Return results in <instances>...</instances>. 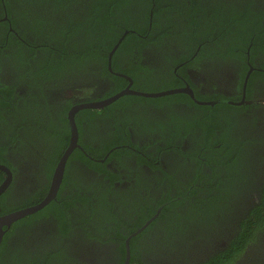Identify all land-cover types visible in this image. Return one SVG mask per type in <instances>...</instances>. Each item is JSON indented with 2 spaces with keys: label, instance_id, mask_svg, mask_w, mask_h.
Wrapping results in <instances>:
<instances>
[{
  "label": "trees",
  "instance_id": "1",
  "mask_svg": "<svg viewBox=\"0 0 264 264\" xmlns=\"http://www.w3.org/2000/svg\"><path fill=\"white\" fill-rule=\"evenodd\" d=\"M4 3L14 30L8 31V39L2 36L0 40V63L10 67L14 81H0V118L4 121L3 112L11 113L17 117L12 126L24 130L19 133L15 127L11 129V134H6V143H0V150L17 141L23 146L32 143L37 149L42 147L41 152L50 159L49 180L62 153L57 155L60 146L69 141L66 113L72 98L61 99L56 105L47 103L46 98L55 95L65 86L64 82L71 85L79 80L93 83L95 87L100 82L106 83L100 89L102 95L82 101L88 102L124 89L128 80L120 73L132 79V89L156 92L184 85L180 78L188 79L190 66L202 68L205 63L217 66L221 60L226 65L239 66L235 83L241 90L250 65L254 67L247 79L243 104L218 101L201 105L183 92L159 97L129 94L100 109L77 111L74 119L79 139L82 122L88 120L87 127L93 126L92 142L104 132L96 124L105 122L113 138L103 148L119 146L109 158L117 157L119 166L125 168V158L133 156L136 164H146L162 172V176H155L156 193L146 194L147 188H144L145 193L137 197L139 200H126L124 213L122 208L115 213L104 210L105 196L100 200L96 193L88 195L85 183L74 179L73 192L62 194L61 186L54 199L23 218L24 221L53 218L59 231L57 235L61 237L71 232L73 238L117 242L119 264H123L127 235L143 226L165 203L149 225L130 239L129 264H141L137 241L156 225L157 245L165 246L163 256L170 254L173 242L177 249L188 242L192 232L195 236L209 230L216 234L229 227L231 236L226 246L200 264L236 263L255 245L258 259L264 245L259 243L264 238V116L261 111L264 105L259 100L254 102L252 88L255 82L264 80V0H4ZM118 40L110 56L109 69V51ZM172 46L179 51H174ZM144 49L155 57L144 60ZM143 77L146 80H141ZM188 83L198 101L225 99L237 103L242 98L241 93L236 97L202 93L201 86L194 85L190 79ZM21 84L26 88L24 94L16 90ZM53 88L56 89L51 91ZM151 107L158 112L155 109L151 112ZM117 110L123 111L121 117H117ZM133 116L137 120L133 121ZM12 121L5 119L7 128ZM129 125L141 127L142 132L149 133L151 141L140 148L131 143ZM185 137L188 149L182 147L181 140ZM48 147L50 150L46 152ZM98 151L100 155L96 156ZM104 152L93 149V156L100 158ZM84 156L78 149L73 151L62 185L70 177L69 171L80 169L79 165L72 164V159L93 166L94 161ZM161 159L164 163H155ZM101 171L111 180L120 178L113 170ZM48 186L49 182L40 189L44 194L36 195L40 197L36 201L45 196ZM70 208H74L76 216L70 213ZM125 217L127 222L123 221ZM110 221L116 226L122 221L126 231L111 224L107 227ZM103 228L108 234L113 232L111 237H100L103 234L99 231ZM54 248L33 252L27 264H80L71 252L73 248ZM15 254V258L24 255L19 250ZM257 264H264V250Z\"/></svg>",
  "mask_w": 264,
  "mask_h": 264
},
{
  "label": "flooded vegetation",
  "instance_id": "2",
  "mask_svg": "<svg viewBox=\"0 0 264 264\" xmlns=\"http://www.w3.org/2000/svg\"><path fill=\"white\" fill-rule=\"evenodd\" d=\"M0 14H2V16H0V40H2L3 37L5 39H8L9 36L8 31H13L14 28H12L11 22L9 20L10 18L6 11L4 0H0ZM17 26H19V23L17 24ZM171 48L176 52L179 51L178 47L172 46ZM7 49L3 48L5 52L8 51ZM246 53L248 54V49ZM142 54L144 55L143 58L144 60L150 61L148 60V58L152 57L150 50L144 49L142 50ZM154 57L155 54L152 57V59ZM254 63H256V61H254ZM237 69H239L238 65H234V64L226 65L222 63L220 60L217 66H211L210 64L207 63H205L202 68L201 67L199 68L198 66L195 65L190 66L187 70V74H188V79H190V81L194 85L201 86L199 88V91L202 93L216 92V94H221L224 97H234V96L236 97L240 93L243 96L242 87L240 90L237 87V84L235 83V73ZM253 69L254 67L250 65V68L248 69L247 73L249 72V70L251 73ZM247 73L245 74V76L247 75ZM115 74L118 75V73ZM180 79L182 80V82H184V85L172 89L182 88L185 87L186 85L190 86V83H188V79L186 77L182 76ZM141 80H146V78L143 77L141 78ZM0 81L10 82V83L14 81V74L12 73L10 67L7 66L6 63L4 64L0 63ZM82 82L76 80L71 85L68 82H64L63 84L65 86L61 87V89L58 90V92L55 95L49 96V99L46 98V102L47 103L49 102L51 105H56V103H59L61 99H67L71 97L72 99L70 100V103L72 105H75L81 103L82 101L91 99L92 97H98L102 95L101 91L106 85V83L100 82L95 87L93 83H87V82L82 83ZM190 88L192 89L191 86ZM54 89L56 88L51 89V91ZM252 89L254 93L253 96L254 102L259 100L264 105V80H258L257 82H255L253 84ZM16 90L19 91L20 94H24L26 88L24 85L21 84L17 87ZM192 91H193V97L188 93L186 94H188L189 97L195 103H197L196 100L198 99L194 97L193 89ZM212 101H215V103H217L218 101H225L230 103V101H227L225 99H214ZM201 102H207V101H201ZM239 102L240 101H238L237 103L234 102V104L238 105V104H243L245 102V92H244L243 103H239ZM197 104L202 105L205 103H197ZM209 105H213V104H209ZM183 108H185L184 105ZM150 109L151 112L157 110L152 107ZM13 110L16 112L15 108H13ZM261 111H262V115L264 116V109H261ZM122 114H123L122 110H117V117L118 116L121 117ZM12 116L13 115L11 113L3 112L4 121L5 119L9 121H12L13 119L11 126L9 128L6 127L7 125L6 122H4L2 118H0V143L3 142L6 143L7 141L6 134L7 135L11 134V129L14 130V127L15 129H17V126H12L15 125V121L17 117L13 116L12 118ZM134 120L137 119H135L133 116V121ZM86 121L82 122L84 126L81 129L82 133L80 139L78 132L77 145L68 156L66 160V164L73 151L75 149H78L79 152H81V154L85 155L84 157L87 158L88 161L91 162L94 161L93 166H88L84 164L80 159H75V160L72 159L71 160L72 164L74 162V164L79 165L80 169L78 170L72 169L71 171H69L70 177L67 178V182L64 183V185H62L63 182V177H62L58 191L62 186L61 187L62 189L60 190L62 194L73 192L74 191V189L72 188L73 180L81 179L82 182L85 183L84 190L86 189V193H88V195H93L96 193L97 196H100L99 197L100 200H101V196H105L106 201L103 203V205L106 206V208L104 210L115 213H117L119 211L118 209L120 208H122L121 212L124 213L123 207H125L127 203L126 200L127 201L128 200L133 201L134 199L139 200V198L137 197L139 194L142 195L145 193L144 188H147L146 194L151 193L153 195L154 193H156V185H157L156 177L162 176V172L160 170L157 171L152 170L151 168L147 167L148 165L146 164L145 165L136 164L135 158L133 156H129L128 158H125V163L127 164V167L125 168L120 167L119 160L117 159V157L109 158L110 154L115 150H117L119 146H114L109 149H105L102 146L104 145L105 142H109V140L113 138V136L109 134L111 132L110 128L108 127L109 130H106L105 128L104 124L107 123L98 122L96 124V126H100L99 129L103 127L104 132L101 137H97L95 140H93L94 142H92L90 140L93 137H95L94 132L92 131L93 126L87 127ZM92 121H93L92 124H94L95 121L94 120ZM263 121H264V117H263ZM127 127H128V131L130 132L129 134L130 141L134 145L138 147H142V145L145 144L146 141H151L149 139L150 137L148 136L149 133H146V131L142 132L141 127L137 128L136 125L134 127L131 125ZM17 130L20 133L24 129L20 128ZM263 130L264 127L262 128V131ZM187 139L188 138L185 137L181 140L182 147L184 149L189 148V142ZM50 145L51 148H53L52 146L53 144L51 143ZM67 146L68 144L65 146L64 145L60 146V150L57 153V155L60 152L62 153L61 155L59 154L57 162L59 161L60 157L64 153ZM93 149L94 150L99 149L100 152L102 151L105 152L103 154L101 153L103 155L102 157L97 158L93 156ZM49 150L50 148L48 147V149L45 151L48 152ZM41 151H43L42 147L40 149H37V147H34L32 143H28V146H23L21 145L20 141H17V143L13 145L7 146L4 150H0V159L2 160V162H0V165H4L9 169V174L6 171L0 169V186L3 184L4 180L7 179V177H9L8 184L0 192V216L28 206L35 205L43 199L42 198L40 201H36V199L40 197H35V196L40 194L42 196L44 193H42L40 189H42V187L45 188L48 182L50 184V180L47 178V171H48L50 159L46 156L45 153ZM76 155L77 154H75L74 156ZM95 155L96 156L100 155L99 151ZM95 162H99V164H96ZM159 162L164 163V160L161 159L155 161V163H159ZM65 167H64V172H65ZM103 168L113 170L114 173H117L120 176V178L111 180L110 177H107L106 174L101 171ZM64 172H63V176H64ZM86 183L89 186H87ZM47 188H49V186ZM122 190H125V194L123 195H122ZM31 202H36V203H31ZM164 205L165 203L161 204L156 209L155 214L158 215V213L160 212L161 208ZM69 211L73 216H76L74 208L72 209L70 208ZM130 215L133 218L135 217L134 213H130ZM23 218L13 221L9 227L2 225L3 232L0 240V264H20V262H24L22 264H27L28 263L27 259L29 260L30 255L33 252L41 251L42 249L54 250L55 249L54 247L56 246L73 248L71 252L74 253V256L77 257L80 264H119L120 256L117 249L119 244L117 242H113L112 240H106V242H99L94 238L91 239L89 238L83 239L80 237L73 238L71 232H68V235H64L63 237H61L57 235L59 231H58V227L56 226L55 219L53 218L50 219L48 217L46 218L42 217L38 219V217H36L32 221H30V223H26ZM123 221L127 222V217H125ZM109 224H111L110 226L115 225V227H117L118 229L120 230L123 229L126 231V229L124 228L125 224L122 221L119 223L118 225L119 227L116 226L114 221H110L107 224V227L109 226ZM148 225L149 224L144 226V229ZM141 227L137 228L135 231L128 234L124 240V243H126V239L130 235H132L131 238L135 236L134 233ZM91 229H94V227H91ZM144 229L140 230V232L143 231ZM75 231L81 232L80 230H72V232ZM99 233L103 235L100 234L97 235L98 236L100 235V237L103 238V237H111V234L113 232H110L108 234V230L103 228V231H99ZM217 234H223L226 237H220ZM158 235L159 234H157V225H156L153 227V229L150 232L149 231L145 232L143 237L139 238V240L137 241V250L140 254L141 260H143L142 262H140L141 264H200L201 262L204 261L205 258H207V256H209L215 251L217 252L219 249L226 246L228 239L231 236V230H229V227H225L224 229H222L221 233L215 234V231L209 230L207 233L200 232L196 236L192 232L189 241L180 247L182 249L180 248L177 249L175 242H173V244L171 245V252L170 254H166L167 256L162 255V251L165 249V246L157 245ZM201 236H207V237H201ZM261 242L264 243L263 237L260 239L259 243ZM255 246H252L249 249L247 248L248 250H246V252L239 257L237 262L232 264H257L259 257L262 254V250H264V245L263 246L260 245L261 249L258 254V259H256ZM16 250L23 252L24 255L21 254L19 258H15ZM125 257H126V248H125ZM129 261H130V251H129ZM124 262H125V258L123 264Z\"/></svg>",
  "mask_w": 264,
  "mask_h": 264
},
{
  "label": "water",
  "instance_id": "3",
  "mask_svg": "<svg viewBox=\"0 0 264 264\" xmlns=\"http://www.w3.org/2000/svg\"><path fill=\"white\" fill-rule=\"evenodd\" d=\"M119 42H120V40H118V42L114 45V47L112 48V50L109 53V56H108V68L109 69H110V56L112 55L113 51L115 50V48L117 47ZM250 70L244 78L243 86H242L243 96H242V99L240 100L239 103H243L245 87L247 84V79H248ZM119 75L123 76L124 78H126L129 81L127 86L124 89H122V90L118 91L117 93H115L109 97H106L104 99H99V100H95V101H88V102H81V103L72 105L67 110L66 118H67L69 130H70L69 142H68L67 148L65 149L64 153L62 154L59 161L57 162V164L54 167V171L52 173L49 188H48L46 195L43 197V199L39 203H37L35 205L28 206V207H25V208H22V209H19V210H16V211H13V212H10L8 214L0 216V240H1V235L3 232L2 225L9 227L13 221L37 212L38 210L42 209L45 205H47L52 199H54V197L58 191L59 184H60L62 177H63V172H64L66 160H67L68 156L70 155V153L72 152V150L77 145L78 129H77L75 119H74L77 111H79L81 109H85V108H92V109L103 108V107L111 104L115 100H117L119 97H121L123 95H129V94L139 95V96H144V97H159V96H163V95H167V94L184 92V93H188L189 95H191L193 97V91L189 85H186L185 87H182V88L169 89V90H164V91H159V92H143V91L134 90L130 87L132 84V79L129 76L122 74V73H120ZM196 102L197 103H205V104H214L215 103V101L201 102L198 100H196ZM230 103H234V102L230 101ZM0 169L6 171L9 174V169L6 166L0 165ZM8 181H9V177H7V179H5L3 184L0 186V192L8 184ZM156 215L157 214H155L153 217H151L146 222V224L144 226L149 224V222L153 218H155ZM144 226L141 227L140 229H138L134 233V235L139 233L140 230L144 229ZM131 236L132 235H130L126 239V243H125L126 257H125L124 264H128V262H129V251H130L129 250V240H130Z\"/></svg>",
  "mask_w": 264,
  "mask_h": 264
},
{
  "label": "rangeland",
  "instance_id": "4",
  "mask_svg": "<svg viewBox=\"0 0 264 264\" xmlns=\"http://www.w3.org/2000/svg\"><path fill=\"white\" fill-rule=\"evenodd\" d=\"M140 148V147H139ZM135 149V148H134ZM135 150H137V149H135ZM138 152H141L140 150H137Z\"/></svg>",
  "mask_w": 264,
  "mask_h": 264
}]
</instances>
